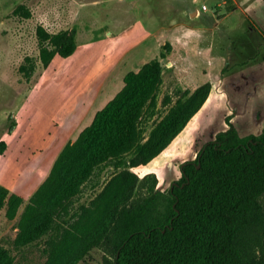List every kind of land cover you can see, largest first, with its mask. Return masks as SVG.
I'll use <instances>...</instances> for the list:
<instances>
[{
    "label": "rangeland",
    "instance_id": "rangeland-1",
    "mask_svg": "<svg viewBox=\"0 0 264 264\" xmlns=\"http://www.w3.org/2000/svg\"><path fill=\"white\" fill-rule=\"evenodd\" d=\"M20 4L28 7L29 16L15 13ZM39 25L52 33L74 29L75 53L57 54L44 67ZM154 58L162 59L163 83L156 104L140 120L141 142L174 105L210 83L203 107L149 163L130 166L133 154L128 153L98 166L57 226L34 243L16 240L17 220L30 198L15 219L2 208L0 245L12 264H64L103 220L115 191L100 195L121 171L130 169L140 177L155 172L158 187L169 191L203 143L228 128L227 116L233 115L246 134L264 131V0H0V142L7 141L0 178L18 172L26 180L22 176L17 184H28L32 177L37 190L56 160L48 170L41 168L51 119L59 126L85 128L124 87L127 72ZM79 264H104L103 251L92 250Z\"/></svg>",
    "mask_w": 264,
    "mask_h": 264
},
{
    "label": "trees",
    "instance_id": "trees-1",
    "mask_svg": "<svg viewBox=\"0 0 264 264\" xmlns=\"http://www.w3.org/2000/svg\"><path fill=\"white\" fill-rule=\"evenodd\" d=\"M15 13L29 16L30 10L20 4ZM37 35L44 67L57 54L67 57L77 50L74 29L52 33L39 25ZM163 68L162 59L154 58L127 72L124 87L63 147L26 203L0 182V210L6 207L9 219L25 203L17 220L19 245L49 234L98 166L128 153L133 154L130 166L145 165L188 126L207 101L210 83L174 105L141 142L140 120L157 102ZM234 119L226 117L229 127L203 143L169 191L158 187L155 172L143 177L130 169L118 173L100 195L115 191L103 220L64 264H79L94 249L103 251L104 264H264V131L246 134ZM6 148L7 141H1L0 154ZM0 264H12L2 245Z\"/></svg>",
    "mask_w": 264,
    "mask_h": 264
},
{
    "label": "crops",
    "instance_id": "crops-1",
    "mask_svg": "<svg viewBox=\"0 0 264 264\" xmlns=\"http://www.w3.org/2000/svg\"><path fill=\"white\" fill-rule=\"evenodd\" d=\"M239 106V105H238ZM51 127L49 128L50 131H53L52 133H49V142H50V146L47 148V154L44 156V159L42 161L41 164V168H46V170H48L51 166V164L54 162V160L56 159V157L59 155V153L61 152V149L63 148L64 144H66L69 140H71L73 138V141L79 136L80 132L83 130V128H80L79 130H76L75 127L69 125H57L54 123V121L51 119ZM71 131H74V136H71L70 133ZM72 133V134H73ZM51 134V135H50ZM7 153V152H6ZM46 158H49V162H45L44 160ZM39 172H37L36 175L39 176ZM23 176V178L21 179V177ZM38 176L37 179H38ZM1 182L3 184H5L6 186H8L9 188H11L12 191H15L16 193L20 194L22 197H24V199L27 201L30 196L34 193V191L36 190L37 187V182L35 180V178H29L27 177L28 180V184H22L20 182V184H17L16 182L19 181L21 179V181L26 180V177H24V175H21L20 173H15L14 177H2L0 178Z\"/></svg>",
    "mask_w": 264,
    "mask_h": 264
},
{
    "label": "flooded vegetation",
    "instance_id": "flooded-vegetation-1",
    "mask_svg": "<svg viewBox=\"0 0 264 264\" xmlns=\"http://www.w3.org/2000/svg\"><path fill=\"white\" fill-rule=\"evenodd\" d=\"M229 127V126H228ZM224 131V130H223ZM214 140V139H213ZM208 142V141H207Z\"/></svg>",
    "mask_w": 264,
    "mask_h": 264
}]
</instances>
